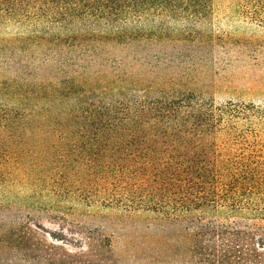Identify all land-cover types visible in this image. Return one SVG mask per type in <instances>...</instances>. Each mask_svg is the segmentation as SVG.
I'll return each instance as SVG.
<instances>
[{
    "label": "rangeland",
    "instance_id": "rangeland-1",
    "mask_svg": "<svg viewBox=\"0 0 264 264\" xmlns=\"http://www.w3.org/2000/svg\"><path fill=\"white\" fill-rule=\"evenodd\" d=\"M144 8L141 17L113 18L144 30L131 44L106 40L92 27L102 18L54 7L0 21V264H199L185 222L135 211L149 196L141 179L103 170L106 146L70 117L77 95L104 110L161 97L165 108L193 95L173 115L150 116L148 148L212 169L264 167V0H150ZM191 108L210 116L191 118ZM213 216L264 228L248 215Z\"/></svg>",
    "mask_w": 264,
    "mask_h": 264
},
{
    "label": "trees",
    "instance_id": "trees-1",
    "mask_svg": "<svg viewBox=\"0 0 264 264\" xmlns=\"http://www.w3.org/2000/svg\"><path fill=\"white\" fill-rule=\"evenodd\" d=\"M147 1L150 0H0V21L15 19L26 8L43 11L54 7L58 9L56 14L102 18L106 20L100 23L102 26L92 27L107 33L109 39L106 40L131 44L144 30L122 29L114 24L113 18L148 14L144 8ZM95 2L109 5H86ZM91 34L88 35L94 36ZM69 94L71 91L65 89L59 91L64 98ZM192 96L183 95V100H172L165 108L160 106L164 98L161 97L153 104L139 105L142 107L126 104L123 100L104 110L96 104L88 105L84 96L77 95V105L70 117L79 133L91 135L93 142L106 146L105 152L98 154L106 174L115 168L114 179L126 173L128 181L141 179L139 189L148 190L149 196L135 211L145 209L160 220L186 223L183 229L187 230L186 236L191 243L187 247L190 258L199 264H264V228L219 224L213 219L214 214L220 213L227 219L233 215H248L245 221L264 220V167L244 164L235 170L212 169L190 164L191 159L185 154L162 157L148 148L155 138L144 134L150 116L165 112L173 115L183 104L191 103ZM190 111L191 118L193 114L210 116L209 112L201 114L194 108Z\"/></svg>",
    "mask_w": 264,
    "mask_h": 264
}]
</instances>
